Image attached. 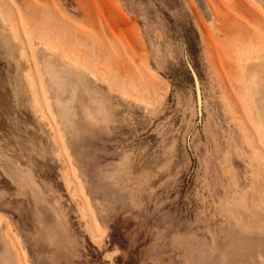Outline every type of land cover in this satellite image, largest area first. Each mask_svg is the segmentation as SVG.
Returning <instances> with one entry per match:
<instances>
[{
  "label": "rangeland",
  "instance_id": "obj_1",
  "mask_svg": "<svg viewBox=\"0 0 264 264\" xmlns=\"http://www.w3.org/2000/svg\"><path fill=\"white\" fill-rule=\"evenodd\" d=\"M247 61L264 0H0V264H264Z\"/></svg>",
  "mask_w": 264,
  "mask_h": 264
},
{
  "label": "bare ground",
  "instance_id": "obj_2",
  "mask_svg": "<svg viewBox=\"0 0 264 264\" xmlns=\"http://www.w3.org/2000/svg\"><path fill=\"white\" fill-rule=\"evenodd\" d=\"M244 74L249 83V97L254 106V117L264 130V67L261 63L246 62Z\"/></svg>",
  "mask_w": 264,
  "mask_h": 264
},
{
  "label": "water",
  "instance_id": "obj_3",
  "mask_svg": "<svg viewBox=\"0 0 264 264\" xmlns=\"http://www.w3.org/2000/svg\"><path fill=\"white\" fill-rule=\"evenodd\" d=\"M200 98V97H199ZM197 99H198V97H197Z\"/></svg>",
  "mask_w": 264,
  "mask_h": 264
}]
</instances>
